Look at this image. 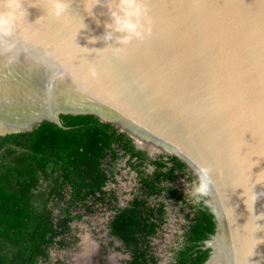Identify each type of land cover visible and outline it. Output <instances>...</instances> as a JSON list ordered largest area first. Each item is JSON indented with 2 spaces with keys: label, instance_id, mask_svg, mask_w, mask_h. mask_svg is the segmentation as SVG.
Listing matches in <instances>:
<instances>
[{
  "label": "water",
  "instance_id": "95a60500",
  "mask_svg": "<svg viewBox=\"0 0 264 264\" xmlns=\"http://www.w3.org/2000/svg\"><path fill=\"white\" fill-rule=\"evenodd\" d=\"M146 2L155 5L151 35L117 51L102 39L106 8L89 16L72 0L86 25L78 32L75 19L47 12V0H24L31 25L17 28L12 51L0 47V137L95 115L152 156L208 168L217 226L204 264L218 254L224 264H264L253 217L264 213V0ZM58 20L71 42L54 31Z\"/></svg>",
  "mask_w": 264,
  "mask_h": 264
},
{
  "label": "trees",
  "instance_id": "16d2710c",
  "mask_svg": "<svg viewBox=\"0 0 264 264\" xmlns=\"http://www.w3.org/2000/svg\"><path fill=\"white\" fill-rule=\"evenodd\" d=\"M61 121L63 127L45 121L32 131L0 137V264H53L51 249L72 244V213L64 201L67 185L74 201L96 197L105 194L110 168L104 165L112 166L127 155L142 165L150 160L128 134L95 115H62ZM162 157L150 160L156 170L143 179L151 196L163 191L158 183L176 181L181 171L188 173L177 157L167 162ZM192 178L193 174L188 180ZM177 193L168 188V195L190 212L183 241L170 264H204L210 250H204L203 244L215 233L216 215L207 197L196 204ZM163 205L155 209L136 200L131 208L118 210L111 230L124 241L130 264H159L152 253V238L165 222Z\"/></svg>",
  "mask_w": 264,
  "mask_h": 264
},
{
  "label": "flooded vegetation",
  "instance_id": "af4514ba",
  "mask_svg": "<svg viewBox=\"0 0 264 264\" xmlns=\"http://www.w3.org/2000/svg\"><path fill=\"white\" fill-rule=\"evenodd\" d=\"M138 142H140L141 146L143 145L141 141L138 140ZM135 146L138 150L145 151L144 149L139 148L136 144ZM150 149L152 150L151 146ZM145 152L149 156L150 160H156L159 157L163 156L162 159L167 162L169 161V157H171L170 155H166V154H159L152 156L149 153V151H145ZM150 160H148L144 165H142L140 164L138 158L131 159V156L127 155L113 162L112 166L104 165V167L110 168L109 170H106L108 175V181L106 182V185L103 188L105 194L101 195L98 193L96 197L90 195L88 199L84 198L81 201H77V200L74 201L72 196V189L67 185V187L64 190L65 193L64 201L68 202L70 211L72 213L71 216L72 220L70 221V226L72 227L73 231L72 234L69 236V240L72 241V244L70 247L65 248L63 250L57 248L51 249V260L53 264H57V263L101 264L100 261H96V259H94V257L92 256L95 250L93 247L95 245L92 244L93 241L95 240L94 237L91 235L92 238L91 237L87 238L88 233H85V230L83 229L84 226L87 227L88 225L95 227L93 218H95V215L99 211L102 214H105V216L107 217L105 230L107 232L108 238L109 239L112 238L114 241L120 244L118 250L128 255L129 259L127 260L126 264H130L131 254L127 250L124 241L112 232L111 223L117 216L118 210L131 208L132 204L136 200L146 201L149 207H155V209H160L161 204L162 203L164 204L163 206L165 210V222L164 224H162V227L158 230L156 236L152 238V243L159 236L164 226L167 224L168 217L170 214L169 212L170 207H174L185 214L186 220L182 226L183 229L184 225H186L188 221V216H189L188 214L190 212V209L186 205H184L181 201H176L175 199L171 198L168 195V188L175 189L178 192L177 193L178 196L181 195L185 196L188 202H191L192 200L189 197V195L184 192V184L191 183V181H189L188 178L191 174H193V172L190 169H188L187 171L188 173L186 174L184 171H181L180 173H177L178 179L176 181L166 180L163 181L162 183H158L157 185L160 188H163V191L161 192L160 195L151 196L148 190L145 188L143 181L144 178L151 177L156 170V167L151 163ZM169 165L171 166L172 163H169ZM129 182H130V184L128 185L129 188L125 189L123 184ZM132 186L133 188L131 189ZM123 189L125 190L123 193L124 196L128 194L132 196L131 199L127 200L128 202L126 205H121L122 195L119 193ZM101 197L104 200L101 199ZM88 207H90L89 210ZM59 213L60 211L56 210V214ZM183 234H184V229H183ZM85 239H86V243H84ZM154 250L155 248L153 247L152 253L156 256ZM74 252H77V254L76 253L75 255L72 254ZM116 257L117 256L113 258L115 259ZM113 264H118V262L115 261L113 262Z\"/></svg>",
  "mask_w": 264,
  "mask_h": 264
},
{
  "label": "clouds",
  "instance_id": "9594fccd",
  "mask_svg": "<svg viewBox=\"0 0 264 264\" xmlns=\"http://www.w3.org/2000/svg\"><path fill=\"white\" fill-rule=\"evenodd\" d=\"M47 12L56 18L75 19L78 24V32L85 28L83 18L73 16L70 13L72 0H47ZM84 11L92 16L95 8L103 7L107 9L109 20L104 23V33L102 39L105 41H115L119 47L114 49L122 51L134 41H143L151 35V20L145 0H82ZM26 13L24 0H0V47L6 51H12L16 47L13 36L17 30L20 18ZM96 38H93V42ZM13 61L9 57V63ZM90 74L96 75L95 69H89ZM264 181H258V184ZM188 195L193 203L199 204L211 192L210 169L205 167L194 168L193 178L187 186ZM257 193H253L252 210L254 202L258 198ZM254 217V227L256 232L264 230L258 221L264 220V213Z\"/></svg>",
  "mask_w": 264,
  "mask_h": 264
},
{
  "label": "rangeland",
  "instance_id": "374dc122",
  "mask_svg": "<svg viewBox=\"0 0 264 264\" xmlns=\"http://www.w3.org/2000/svg\"><path fill=\"white\" fill-rule=\"evenodd\" d=\"M144 150L148 151L146 149ZM153 150L154 149H152V151ZM129 184L130 182L123 184L125 189L129 188L128 187ZM188 185H190V183L184 184V192L186 194H188V191H187ZM132 188L133 186L131 187V189ZM124 191L125 190L123 189L119 193L122 195L121 205H126L128 202L127 200L132 198V196H130L129 194L124 196L123 195ZM206 197L207 199H209L210 198L209 194ZM169 212L170 214L168 217L167 224L164 226L159 236L152 243V246L155 248L154 250L155 254L160 264H170L173 259L174 251L178 248V246L183 241L182 226L185 223L186 216L183 212H181L180 210L174 207H170ZM93 221H94L95 227L88 225L87 227L84 226L83 229L85 230V233H88L87 238L89 237L92 238L93 236L95 239V240L93 239L94 241L92 243L93 245H95L93 246L95 250L92 254L94 259H96V261H100L101 264H110V262L111 264H113V262L115 261H117L118 264H126L127 260L129 259L128 255L119 251L118 248L120 244L114 241L112 238L109 239L107 236V232L105 230V224L107 221V217L105 216V214H102L99 211L95 215V218H93ZM86 239L84 240V243H86ZM77 252H74L72 254L75 255V253L77 254ZM115 256L117 257L114 259L113 257Z\"/></svg>",
  "mask_w": 264,
  "mask_h": 264
},
{
  "label": "snow or ice",
  "instance_id": "6c2138e0",
  "mask_svg": "<svg viewBox=\"0 0 264 264\" xmlns=\"http://www.w3.org/2000/svg\"><path fill=\"white\" fill-rule=\"evenodd\" d=\"M145 2H146V0H145ZM146 5H147V8H148V11H149L150 9H153V7H155L154 4H152V3H148V2H146ZM57 22H58V23L56 24V26H55V28H54V31H55L58 35L62 36L64 40L71 42V39H72V34H71V32L67 31V29H66V27H65V25H64L63 22H61V21H59V20H58ZM23 25H31V24H29V23L27 22V20H26V16H25V15L22 16V17L20 18V21H19V23H18V27H19V26H23ZM18 27H17V28H18ZM78 59H79V63H80V62H81V59H83V58H82L81 56L77 55V56H75V57L73 58V63H75V64H79V63H76V61H77Z\"/></svg>",
  "mask_w": 264,
  "mask_h": 264
},
{
  "label": "bare ground",
  "instance_id": "6f19581e",
  "mask_svg": "<svg viewBox=\"0 0 264 264\" xmlns=\"http://www.w3.org/2000/svg\"><path fill=\"white\" fill-rule=\"evenodd\" d=\"M138 140L142 142V140H140V139H138ZM142 143H143V142H142ZM151 147H152V149H154V150L157 149L155 146L153 147V146L151 145ZM222 241H223V243H224V242L226 241V239L223 238ZM86 246H87V245H86ZM214 246H215V247H220L221 245H220L218 242H216V244H214ZM88 251H89V250H88ZM90 251H91V250H90ZM85 253H86V252H85ZM85 257H86V256H85ZM86 258H87V257H86ZM224 262H225V259L222 261L220 255L218 254V255L215 256V258H214L212 264H224Z\"/></svg>",
  "mask_w": 264,
  "mask_h": 264
}]
</instances>
